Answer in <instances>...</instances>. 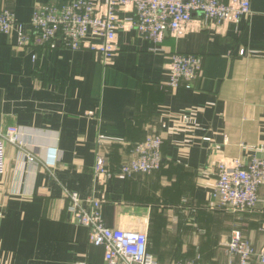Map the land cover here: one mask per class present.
<instances>
[{"label":"crops","instance_id":"obj_1","mask_svg":"<svg viewBox=\"0 0 264 264\" xmlns=\"http://www.w3.org/2000/svg\"><path fill=\"white\" fill-rule=\"evenodd\" d=\"M65 1L0 0V9L26 24L35 6ZM130 15L129 8L118 12ZM114 46L103 64L85 48H23L15 32L0 33V130L21 129L30 144L25 150L37 155L29 163L5 144L0 264H105L103 248L90 245L87 229L73 219L66 191L76 192L83 208L85 199H101L108 227L147 218L148 251L160 264L190 250L225 260L234 229L258 250L264 186L252 211L214 207L211 193L220 160L264 158V0H250L249 15L237 24L208 25L195 14L182 36L165 32L157 44L124 26ZM173 53L200 58L193 82L168 86ZM150 135L162 139L158 170L94 185L97 152L115 168ZM191 237L211 238L189 249Z\"/></svg>","mask_w":264,"mask_h":264},{"label":"built area","instance_id":"obj_2","mask_svg":"<svg viewBox=\"0 0 264 264\" xmlns=\"http://www.w3.org/2000/svg\"><path fill=\"white\" fill-rule=\"evenodd\" d=\"M131 9V15L120 18L118 12ZM250 13V0H67L47 2L34 7L28 23L18 21L8 9H0V33H16L18 47H44L58 43L70 50L87 49L103 64L114 55L115 31L128 26L153 43H160L165 32L175 37L184 34L193 15L199 14L208 25L237 24ZM27 25L28 31L24 32ZM99 38L100 42H94ZM244 50L239 51L243 55ZM35 60L36 55H31ZM200 65L194 54L173 53L168 65L170 88L193 82ZM93 116L94 112H88ZM29 162L36 164L34 151L24 132L16 126L0 130V174L5 169V144ZM162 139L159 135L147 136L135 145L132 158L112 168L104 156L96 153L92 175L94 185H105L115 174L129 177L136 173L148 174L161 165ZM34 147V146H33ZM47 165L51 164V152ZM216 179L211 198L221 208L233 212L252 211L257 203L258 190L264 186V158L256 153L244 161L241 158L220 160L216 163ZM73 219L87 229L88 243L104 250L105 264H160L148 251L145 220H136L133 227H108L101 216V199H85L83 208L78 194L66 191ZM264 232V225L260 227ZM225 260L220 264H264V243L254 250L240 230L231 231L225 243ZM171 264H205L199 261Z\"/></svg>","mask_w":264,"mask_h":264},{"label":"rangeland","instance_id":"obj_3","mask_svg":"<svg viewBox=\"0 0 264 264\" xmlns=\"http://www.w3.org/2000/svg\"><path fill=\"white\" fill-rule=\"evenodd\" d=\"M216 206L220 207L219 204L214 203V207H216ZM191 238H192V241H194V242L192 243L191 247L188 246L189 249H194L196 247L197 243L200 244V240L201 239H203V240L204 239H208V238L210 239L211 237H191ZM221 238H223L224 241L226 239V237H221ZM194 243H196L195 246L193 245ZM218 247H219V245L216 244V246H214L213 248H218ZM184 254L183 255H178L179 257H177L175 259H172V263L173 262H177V261H179V262H183V261H199V262L219 263V262L224 260V258L222 256H216V257H209L208 258V257L202 256L200 253H196V252L194 253L192 250H190V253H187L186 255H184ZM224 257H225V255H224Z\"/></svg>","mask_w":264,"mask_h":264}]
</instances>
